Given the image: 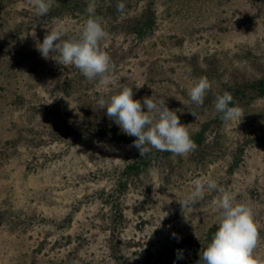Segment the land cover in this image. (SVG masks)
Wrapping results in <instances>:
<instances>
[{"label": "rangeland", "instance_id": "obj_1", "mask_svg": "<svg viewBox=\"0 0 264 264\" xmlns=\"http://www.w3.org/2000/svg\"><path fill=\"white\" fill-rule=\"evenodd\" d=\"M115 2L123 12L115 4L101 17L115 79L100 88L36 48L46 23L78 38L86 13L51 0L40 17L30 0L0 1V264H193L219 216L215 190L184 209L178 203L196 179L252 208L254 255L264 260V97L240 96L241 115L227 124L214 110L215 94L264 78V0H152L156 25L143 37L130 28L145 0ZM202 76L212 89L197 106L188 91ZM122 84L142 103L154 96L181 109L190 136L210 123L204 144L141 157L98 105ZM142 159L149 164L139 175L122 178Z\"/></svg>", "mask_w": 264, "mask_h": 264}, {"label": "clouds", "instance_id": "obj_2", "mask_svg": "<svg viewBox=\"0 0 264 264\" xmlns=\"http://www.w3.org/2000/svg\"><path fill=\"white\" fill-rule=\"evenodd\" d=\"M40 17L50 12L51 0H30ZM124 3L117 4V10L123 12ZM95 0L89 3L78 38L64 39L67 29H58L54 24L46 23V34L43 42H37L36 48L42 57L49 58L56 53L57 63L63 66L74 65L89 81H97V87L103 88L115 79L112 75L114 66L110 56L103 50L102 43L108 36L102 18L95 14ZM212 84L207 77L193 81L188 91L192 103L204 104L206 93L211 91ZM133 89L122 84L118 91L98 99L101 110L113 120L128 136L136 137L133 141L141 157L149 156L152 149L168 151L173 155L183 156L197 147L177 115L181 109L170 110L167 103L145 96L141 100L133 99ZM147 108L145 112L143 109ZM214 110L221 114L220 119L227 124L241 115V109L234 104L233 95L224 91L215 94ZM199 119L195 112L191 113ZM215 190L218 195L211 201V206L219 209L218 228L211 241L202 244L200 259L197 264H264V260L254 255L258 246L259 232L254 221L252 208L245 202H236L232 194L223 187H218L213 180L206 183L201 179L194 181V189L178 203L182 209L198 200H202L205 190ZM173 238H178L173 233ZM198 238V237H197ZM199 239V238H198ZM200 240V239H199ZM177 258H183V252L177 250Z\"/></svg>", "mask_w": 264, "mask_h": 264}, {"label": "trees", "instance_id": "obj_3", "mask_svg": "<svg viewBox=\"0 0 264 264\" xmlns=\"http://www.w3.org/2000/svg\"><path fill=\"white\" fill-rule=\"evenodd\" d=\"M55 1L59 2L64 7L65 10L66 8L69 11L78 10L79 12L86 14H87L86 9L89 3L92 2V0H55ZM151 1L152 0H145V2L142 3L143 5H145L144 10L142 11L143 15L141 19H138L136 21L137 24L132 28H130L138 37H143L149 33H152L154 30V26L156 25L155 11L153 10V5H151ZM103 4L104 5H99V3L95 2V5L98 7L97 8L98 15L97 14L96 15L99 17L104 16L105 13L110 9H113L115 7V4L117 3L114 0L113 2H110L107 5L108 6L107 8L105 7L106 6L105 3ZM248 92L258 94L259 96L264 97V78L260 81L251 84L249 87H246L245 90L235 91V94L233 95L234 104L237 105L239 101V97L240 96L245 97ZM210 128H211V124L206 123L198 134H196L195 136H191L192 140L197 145L196 149L200 148L204 144V142L206 141L207 133L210 130ZM114 136L124 142H132L136 138V137L131 138L130 136L124 134L122 131L118 132V130L114 132ZM148 164L149 163L147 161H144V159H142L138 163L130 164L125 168L122 178L127 179L132 174L139 175L142 172V170L148 166ZM215 231H217V228L211 230V232L209 233L207 238L208 242L211 241V238L215 233ZM197 262H194L193 264H197ZM184 264H188V263H184Z\"/></svg>", "mask_w": 264, "mask_h": 264}]
</instances>
